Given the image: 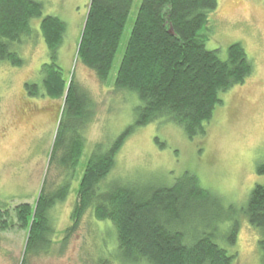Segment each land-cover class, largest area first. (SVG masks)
Masks as SVG:
<instances>
[{
  "label": "rangeland",
  "instance_id": "374dc122",
  "mask_svg": "<svg viewBox=\"0 0 264 264\" xmlns=\"http://www.w3.org/2000/svg\"><path fill=\"white\" fill-rule=\"evenodd\" d=\"M36 1L44 5L43 16L31 21L32 36L16 48L24 65L0 62V208L7 211L0 218V264H21L25 258L29 229L17 222L15 208L23 204L36 208L44 186L52 193L70 179L69 171L50 165L63 100L44 94L33 97L25 87L27 83L42 87L41 68L50 62L41 33L47 16L66 24L57 62L64 77L74 76L90 98L93 118L84 131V151L69 195L50 212L53 243L47 252L27 255L25 264H131L117 253V232L109 221L99 222L87 212L77 230L70 234L68 230L94 148L98 144L110 147L136 123V109L142 105L136 92L119 90L115 84L143 0H134L105 82L77 58L91 0ZM201 34L206 48L222 60H227L232 45L241 44L253 65L252 75L221 95L224 103L215 109L203 136L190 138L181 126L163 119L137 127L100 190L116 181L172 187L185 174H193L220 199L224 211L220 212L223 218L214 222L210 221L218 218L214 207L186 215L187 231L212 233L219 246L230 254L236 252L237 264H262L261 231L251 226L243 211L253 189L264 185V175L258 172L264 164V0H219ZM235 222L239 232L232 245L227 236Z\"/></svg>",
  "mask_w": 264,
  "mask_h": 264
},
{
  "label": "trees",
  "instance_id": "16d2710c",
  "mask_svg": "<svg viewBox=\"0 0 264 264\" xmlns=\"http://www.w3.org/2000/svg\"><path fill=\"white\" fill-rule=\"evenodd\" d=\"M218 2L143 0L139 9L115 86L136 92L142 105L136 109V123L110 147L98 144L94 148L81 181L73 225L68 230L69 234L77 230L87 212L99 222L109 221L117 232L116 251L127 263L237 264L236 252L230 254L219 246L212 233L187 231L184 217L206 207L218 209V218L210 221L223 218L220 199L204 189L197 176L187 173L172 187H141L116 181L100 190L101 182L115 168L117 154L137 127L163 119L181 126L190 138L203 136L215 109L224 103L221 95L244 84L252 75L253 65L241 44L229 48L227 60L205 46L201 31ZM133 3L90 2L77 58L103 82L110 75ZM43 12V3L36 0H0V62L24 65L16 48L32 36L31 21L42 17ZM66 30L65 22L58 17L43 19L41 33L50 62L41 68L42 87L35 83L25 87L33 97L44 94L63 100L50 165L69 171L70 179L52 193H47L44 186L36 208L29 204L15 208L17 222L29 229L21 264H25L27 255L47 252L53 243L50 212L69 195L71 179L84 151V131L93 118L90 98L74 76L69 80L64 77L57 62ZM258 172L264 175V164ZM4 212L0 208V218ZM243 213L251 226L261 231L259 248L264 264V185L253 189ZM238 232L239 222H235L227 236L230 244H236Z\"/></svg>",
  "mask_w": 264,
  "mask_h": 264
}]
</instances>
